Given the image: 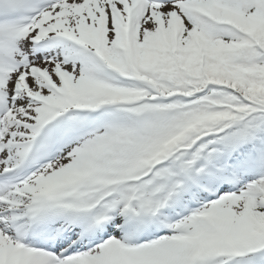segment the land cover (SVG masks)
I'll list each match as a JSON object with an SVG mask.
<instances>
[{"label": "snow or ice", "instance_id": "obj_1", "mask_svg": "<svg viewBox=\"0 0 264 264\" xmlns=\"http://www.w3.org/2000/svg\"><path fill=\"white\" fill-rule=\"evenodd\" d=\"M0 264H264V0H0Z\"/></svg>", "mask_w": 264, "mask_h": 264}]
</instances>
